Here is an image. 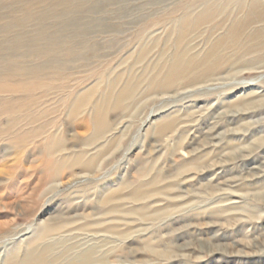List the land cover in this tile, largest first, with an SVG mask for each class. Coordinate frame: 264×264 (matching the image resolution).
<instances>
[{
  "label": "rangeland",
  "instance_id": "374dc122",
  "mask_svg": "<svg viewBox=\"0 0 264 264\" xmlns=\"http://www.w3.org/2000/svg\"><path fill=\"white\" fill-rule=\"evenodd\" d=\"M227 1L0 0V224L13 222L0 231V264L10 258L22 261L28 243L44 226L66 225L36 243V255L45 247L51 248L47 262L63 254L54 264L72 260L91 247L99 251L94 256L97 261L90 264H240L235 257L240 237L246 233L247 239L255 241L259 234L263 238L264 217H250L247 210L264 213V198L249 199L251 194L264 193V111L257 112L256 105L247 110L243 105L230 124L219 114L252 91L250 97L264 104L263 63L259 68L223 74L218 81L178 93H148L155 72L148 66L158 60L163 63L175 52L182 15L191 12L194 22L206 3H222V7ZM235 2L232 0L229 7H235ZM155 10L160 11L140 21V16ZM228 11L189 37L190 45L196 47L190 55L204 51L224 34L230 21L212 35ZM148 45L155 48L138 62L141 48ZM164 48L168 50L161 54ZM262 55L264 52L248 56L245 62ZM142 76L145 79L126 108L110 106L109 131L92 138L95 103L108 97L115 86L114 103L131 77L135 83ZM90 89L94 92L88 105L73 114L75 100ZM171 118L176 119L174 130L159 134L157 126ZM87 120L90 127H86ZM206 121L219 122L215 129L219 145L193 156L200 144L191 143V137ZM230 129L237 132L232 134ZM54 139L61 140L62 145L53 149L57 152L51 157L48 151ZM100 149L105 151L100 153ZM78 153L86 154L82 165L98 155L92 171L56 165L65 158L73 161ZM241 155L245 157L238 158ZM216 156L228 158L224 168L200 170L202 165L193 164L197 157L206 163ZM259 164L261 174L246 179ZM230 176L236 179L226 181ZM149 186L147 195L131 198L138 187ZM215 186L226 188V192L236 190L235 195L224 191L212 195ZM110 193L113 200L104 204L103 198ZM243 193L248 200L240 196ZM214 210H228V215H240L247 222L232 225L234 219L225 222L216 218ZM199 213L204 218L195 216ZM89 214L92 217L88 218ZM173 217L180 221L170 224ZM90 219L102 224L97 229H83ZM145 238L161 253L149 250ZM211 240L219 246L211 249ZM239 247L251 250L243 244ZM248 264H264V255Z\"/></svg>",
  "mask_w": 264,
  "mask_h": 264
},
{
  "label": "bare ground",
  "instance_id": "6f19581e",
  "mask_svg": "<svg viewBox=\"0 0 264 264\" xmlns=\"http://www.w3.org/2000/svg\"><path fill=\"white\" fill-rule=\"evenodd\" d=\"M204 1L208 2L210 0H204ZM231 2H232V0H230L229 2L227 1V3H225L226 5L224 4L222 7H221L222 3L221 4L220 3H216L215 5L216 6L218 5V8L214 7L215 6L214 3H210V2L206 3L205 2L206 3V8L204 10H202L200 13H198V15L194 18V22H193V19H192V13L191 12L190 13L188 12V13H185V14L182 15V17H181V19L179 21V24H178V28H177L178 31H177V36H176V39H175V43H176L175 44V46H176L175 52L172 54V56H170L169 58L164 60L163 63H160L161 60H158L153 65L148 66V68L151 69V72L155 71L154 75H153V77H152V79H151V81L149 83V87H148L149 88V90H148L149 92L148 93L170 94V93L179 91L180 89H185L187 87L196 86V85H200V84L204 85L206 83L208 84V82H212L213 80H216L219 76H221L223 74L226 75L227 73L234 72V71H243L245 69L259 68L258 65L261 64V63H263V65H264V56L263 55L258 57V58H256V59H254L253 61L245 62L246 57L253 56L256 53L264 52V26H260V27L257 26L258 24L264 25V0H250V2H247V0H236L237 3L235 2L234 3L235 7H232V8L229 7V4ZM220 9H221V11H220ZM228 10H230V11H228ZM158 11H160V10H155V11L149 13L148 15L140 16V21H144L147 18H150L151 15L154 16V14H156ZM227 11L229 12L228 15H226L224 18H222L221 21L218 22L217 25H215V27H214L215 31H213V33H212V35H213V34L216 33L217 30L223 29L224 27H226V23H228L230 21V24L227 27V30L224 32V34H221V35L217 36L208 48L204 47V51L201 50L198 53L190 55V53L196 47H192L190 45V42H188V40L190 39L189 37L193 33H195L196 31H198V29H200L202 26H204L206 24L208 25V24L212 23L213 21L217 20L222 14L226 13ZM244 11H245L244 15L243 16L242 15L239 16ZM102 12H104V10ZM128 12L129 11H127V13ZM222 16H224V15H222ZM192 23H194V25ZM82 24L84 25V23H82ZM72 26H74V25H72ZM82 32H84V31L82 30ZM142 33H140L139 36H141ZM83 34H85V33H83ZM63 35H64V33H63ZM66 36H67V34H66ZM210 42H211V39H209L207 41V44H209ZM78 45H80V44H78ZM35 46H37V45L35 44ZM97 46H99V45H97ZM154 48H155V46H152V47L149 48V45L142 47L141 50H140V53H139L138 62L144 60L145 57L148 55V53L150 51H152V49H154ZM35 50L33 48V51H35ZM167 50H168V48H164V50H163V52L161 54H165ZM40 53H43V52L40 51ZM14 55H16V54H14ZM27 57H28V55H27ZM57 57H59V56H57ZM12 60H14V59L12 58ZM44 67H47V66H44ZM226 77H224V78H226ZM134 78L135 77H131L126 82V84H124L122 86V88L120 89V91L116 95L114 103L112 101V98L114 97L113 96V94H114L113 91H115L114 90L115 86L113 87V90L110 92V95H108V97L106 96V98H102L103 99L102 101H100V102L98 101L97 103H95L94 117H93V119H94L93 123L95 125V129H94V134H93L92 138L94 137V139H96V138L102 137V135L104 133L109 131L108 130L109 122L107 120V116H108V110H109L110 106L112 108H114V109H120V108H123V107L126 108V105H125L126 102L134 96V93L136 92V90H138V88L140 87V85L142 84V82L145 79L144 76H142L141 78H138V80L135 83H133L134 82L133 81ZM227 78L229 79V77H227ZM216 81H218V80H216ZM239 83H236V84L239 85ZM243 83L244 82H242L240 84H243ZM236 84L232 83V86H236ZM93 92H94V89H90L85 94L80 95L75 100V102H74L75 106L73 105V107H74L73 108V114H77V111H78L77 109H80L84 105L85 106L88 105L86 103H89L88 101H89V99H91L90 97L92 96ZM176 93H178V92H176ZM253 93H254V91L249 92L241 101L238 100L236 102V104H233L231 106V108L228 109L226 112H220L219 114L221 116H223V117H227L228 124H230L231 122L235 121V118L237 117L238 113L241 112L240 110L238 111V108L240 109V107L243 106V105L244 106L246 105L248 107L247 110H250L251 106L256 105L257 107H259L257 112L258 111H264V104H257L260 101L258 99H256V98H251L250 97V96L253 95ZM260 100H261V97H260ZM262 101H261V103H262ZM111 103H113V104L111 105ZM256 106H254V107H256ZM233 107H235L234 110H232ZM200 118H201V116H200ZM175 120L176 119L171 118V119L165 121L164 123L159 124L157 126V132L159 134H163V133L167 134L169 132H172L174 130V128H175ZM89 122H90V120L86 121V127L89 126ZM218 123H219L218 121L216 123H213V122L210 123V122L206 121V122L203 123L204 127H201V129L197 128L198 130H195L196 131L195 134L191 137V143H196L197 142L200 145H199V147H197L196 149L193 150V152H192L193 156H196V154H198L197 152L204 151L205 149H207V148L209 149L211 147L214 148V147L219 145V141H217V139L220 138V137L218 136V133L215 134V129L219 125ZM229 132H232V134H235L237 131H235L234 129H230ZM219 134H221V133L219 132ZM50 144H51V142H50ZM61 145H62V141L61 140H57V139L52 140V146L50 147V150L48 151V154H50L51 157H52L54 155V153L57 152V151H54L53 149H58V148H60ZM245 150H246V148H245ZM102 151L104 152L105 150H103V149L101 150L100 149V153ZM96 153H99V151L96 152ZM241 153H243V152H241ZM85 155L86 154L82 155V154L78 153L77 157H75L73 159V161L70 162L71 159L70 160L69 159L66 160V158H65L61 162L57 163V161H56V163H57L56 165L59 164L58 166H60L59 167L60 169L69 164L67 166L68 168H71V167H74V166H80V167H83L84 169L92 171V169H94L93 163L98 158V155H92V157L88 158V160L82 165V158ZM242 156L245 157L244 155H241V156H238V158L239 157L242 158ZM198 158H200V157H197V161L195 160L193 162V164L195 163L198 167H200L202 165L201 166L202 169H200V170H203L205 168L213 169L216 166H221L222 168H224V165H226V162L228 160V158L227 159H223V158H220L219 156L218 157L216 156L215 158L211 159L212 160L211 162H209V160H207L208 162L206 161V163L205 162L202 163V161L200 162L199 161L200 159L198 160ZM231 158H233V160H234V159H236V156L231 157ZM48 160H49V158H48ZM230 160H232V159H230ZM240 160L242 161L243 159H240ZM49 161L53 164L52 167L56 166L55 162L52 160V158H50ZM96 161H98V159ZM236 163H237V161H236ZM260 164L258 165V167H256L257 170H255L253 172H249V174L246 176V179L250 180L249 178L254 177L255 175H258L260 172L263 171L262 170L263 167L261 165L264 166V163L261 164V165ZM252 166L249 167V168H252ZM185 169H186V171L188 170V168H185ZM242 169H241V171H242ZM50 171H52V168H51ZM223 171L225 172V169ZM57 172H58V170L53 172L54 175H56ZM224 175H225V173H223L222 176H224ZM219 178H220V176H218L217 179H219ZM235 179H236L235 176H230V177L226 178V181H231V180H235ZM198 180H200V179H198ZM183 181H185V180H183ZM209 182H213L212 179H209ZM217 182H222V181L218 180ZM231 183L232 182H230V184ZM154 184H155V182H154ZM211 186L213 187V185H211ZM230 186H232V185H230ZM209 188H211V187H209ZM232 188H234V187H232ZM150 189H151L150 186L146 187V188L138 187L132 193V197L131 198H141L142 196L147 195V193H149V191L151 192ZM214 189H215L214 192H211L210 194L213 195L214 193H217V192H220V191H224L228 195H232V194L235 195V192H236V190H232V191L230 190V192H226L227 191L226 188H218L217 186H215ZM113 191H115V190H113ZM251 195H253V196H251ZM251 195L249 196V199L251 201H255L256 199L257 200H262L264 198V193H262L261 195H258V196H256L257 194H251ZM148 196H151V195H148ZM184 196H185V194H184ZM240 196L241 197L244 196V198L246 197L245 199L248 200L246 194L243 193ZM113 197H114L113 194L112 195H111V193L109 195L107 194V196L103 198L104 204H107V203L111 202L113 200ZM121 199H123V198H119V200H121ZM144 199H146V198H144ZM240 205H243V204H240ZM234 207L235 206L229 207L228 210H230V208H234ZM237 208H239V207L237 206ZM115 210H119L120 211V208L119 209L116 208ZM205 210H207V209H205ZM228 210L222 211V213L220 212L221 210H214L213 211V213L215 214L214 217H216V218L219 217L222 220H224L225 222H227L229 220L232 221V219H234L235 221H233L232 225L235 222H239V223L243 222L244 223L246 221V220L244 221V219L242 220V218L239 217L240 215H238V216H232V214L228 215V213H227ZM135 211L136 212H140V213H144L141 210H139V211L135 210ZM262 211L263 210H261V212ZM224 212H226V213H224ZM247 212H249L250 217H254V216L259 217V218L264 217V213H260L258 215L257 214L258 212H256V209H254V208H251L250 211L247 210ZM195 216H198V217L202 216V218H204L205 215H202V214L199 213V214H196ZM87 217L88 218L92 217V214L87 215ZM87 217H86V219H87ZM13 218H12V220H13ZM91 220L92 219L87 220V223H88V221H89V223L86 224V225H83L82 228L85 229V230L86 229L87 230L88 229H92V228L97 229V227L102 224V222H96L95 221L96 223H94V221L93 220L91 221ZM178 221H180V218L173 217V218H171L170 224H172L173 222H178ZM252 221L253 220H251V218H250L249 222H252ZM11 222L12 221H9V222H6V223H1L0 224V231L2 232L4 229L9 228L11 226V224L13 223V222L12 223ZM250 224H252V223H250ZM253 224H255V223H253ZM224 225L225 224L223 223L222 226H224ZM192 226H196V225L193 223ZM229 226H231V225H229ZM249 226H248V228H249ZM65 227H66V225H58V226H55V227H52V228L44 226L41 230H39V233L36 236V238L33 241H30L28 243V247H27V250H26V252L24 254V258L22 259V261L18 262V261H16V259L10 258V259L6 260L4 264H54V262L59 260L62 257L63 254L60 255L59 257H56V259H54L52 262H50V261L47 262L46 254L51 251V248L50 247H45L44 250L42 251V253L36 255L35 252H36V250L38 248L36 243L39 240L45 239L49 235V233H51L53 231H56V230L65 229ZM110 229H113V228H110ZM256 229H257L256 226H254L253 230L255 231ZM244 231H246V229ZM35 232H37V231H35ZM224 236L226 237L227 235H224ZM212 237H214V236H212ZM247 237H248V235L245 233V237H243V238L240 237L241 239H239L238 243L235 244V246H236L235 257L239 261L240 264H248L250 260H253V259L255 260V259L261 258L264 255V236H263V238H261L260 234H259V237L257 236L255 238L256 239L255 241L251 240V239H247ZM214 242H216V240L215 241H212V240L210 241L211 249H215L217 246H219L218 244H216ZM145 244L148 246V249L151 250L152 252H155V253H158V254L161 253V251L158 250V248H155L154 246H152V242H151V240H149V238H145ZM242 244L245 245V247H250L251 250L248 249V251H247L244 248L239 247ZM72 249L73 248H70L69 250H72ZM69 250H67V251H69ZM98 251H99V249L97 250V247L96 248L95 247H91V248H89V249H87L85 251H82V253H79V255H77L74 259L69 260V261H65V262H63L61 264H90V263H92L94 261H97V260H94V256H95V254ZM232 253H233V251H232ZM240 256H245V257L240 258ZM103 259H104V262H108L107 257H104Z\"/></svg>",
  "mask_w": 264,
  "mask_h": 264
}]
</instances>
